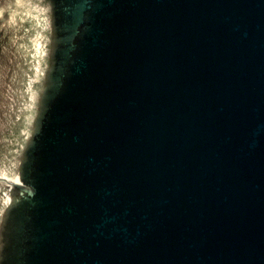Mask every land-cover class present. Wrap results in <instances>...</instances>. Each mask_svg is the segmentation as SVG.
I'll use <instances>...</instances> for the list:
<instances>
[{
  "label": "water",
  "instance_id": "obj_1",
  "mask_svg": "<svg viewBox=\"0 0 264 264\" xmlns=\"http://www.w3.org/2000/svg\"><path fill=\"white\" fill-rule=\"evenodd\" d=\"M0 264H264V0H0Z\"/></svg>",
  "mask_w": 264,
  "mask_h": 264
},
{
  "label": "trees",
  "instance_id": "obj_2",
  "mask_svg": "<svg viewBox=\"0 0 264 264\" xmlns=\"http://www.w3.org/2000/svg\"><path fill=\"white\" fill-rule=\"evenodd\" d=\"M29 26H30V33H32L33 32V28L31 27V25L29 24ZM4 35H6V32H4Z\"/></svg>",
  "mask_w": 264,
  "mask_h": 264
}]
</instances>
